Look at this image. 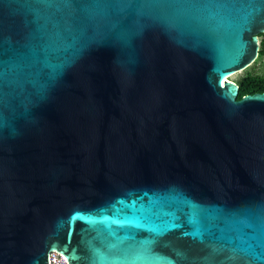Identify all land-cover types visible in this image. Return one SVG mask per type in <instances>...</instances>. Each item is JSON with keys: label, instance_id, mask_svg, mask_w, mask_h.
Instances as JSON below:
<instances>
[{"label": "water", "instance_id": "95a60500", "mask_svg": "<svg viewBox=\"0 0 264 264\" xmlns=\"http://www.w3.org/2000/svg\"><path fill=\"white\" fill-rule=\"evenodd\" d=\"M262 32L264 0H0V264H264Z\"/></svg>", "mask_w": 264, "mask_h": 264}, {"label": "trees", "instance_id": "16d2710c", "mask_svg": "<svg viewBox=\"0 0 264 264\" xmlns=\"http://www.w3.org/2000/svg\"><path fill=\"white\" fill-rule=\"evenodd\" d=\"M259 38L260 54H264V32L259 34ZM237 83L239 84L238 98L247 94L264 92V75L247 72Z\"/></svg>", "mask_w": 264, "mask_h": 264}, {"label": "snow or ice", "instance_id": "6c2138e0", "mask_svg": "<svg viewBox=\"0 0 264 264\" xmlns=\"http://www.w3.org/2000/svg\"><path fill=\"white\" fill-rule=\"evenodd\" d=\"M205 2L207 5H210L213 2V0H205ZM128 3L129 4L133 3V0H128ZM49 66L51 67L53 72L59 71L60 65H49ZM2 75H3V72L0 71V76H2ZM230 87H231V85H230ZM80 215H81V213H79V212L73 213V216L70 219L74 220L75 218L79 217ZM193 223H197V221H193ZM71 234H72V230L70 229L69 234H68L69 242L71 241ZM240 240L243 243L245 241V237L241 236ZM261 244H264V240L261 241ZM249 247H252V246L249 245Z\"/></svg>", "mask_w": 264, "mask_h": 264}, {"label": "built area", "instance_id": "2783aa9c", "mask_svg": "<svg viewBox=\"0 0 264 264\" xmlns=\"http://www.w3.org/2000/svg\"><path fill=\"white\" fill-rule=\"evenodd\" d=\"M48 260L49 264H70L62 252L56 249L50 251Z\"/></svg>", "mask_w": 264, "mask_h": 264}]
</instances>
